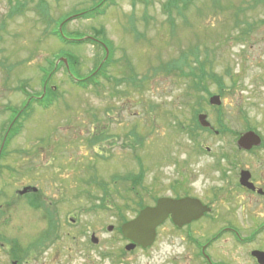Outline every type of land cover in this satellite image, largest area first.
Returning a JSON list of instances; mask_svg holds the SVG:
<instances>
[{"label": "rangeland", "instance_id": "obj_1", "mask_svg": "<svg viewBox=\"0 0 264 264\" xmlns=\"http://www.w3.org/2000/svg\"><path fill=\"white\" fill-rule=\"evenodd\" d=\"M38 1L27 0L24 12L3 21L0 124L6 127L12 116L9 107L45 91L37 66L51 54H63L73 77L95 79L81 86L62 69L54 71L52 103L34 102L5 146L0 264H201L189 239L220 231L225 207L230 217L238 215V194L212 200L215 210L187 228L166 219L145 248L126 250L128 241L118 230L139 211L138 200L152 205L157 197L186 193L213 198L211 189L221 185V152L233 139L218 133L222 124L236 130L252 125L264 135V0H186L182 15L166 11L167 0H45L50 8L44 16L35 9ZM95 5V15L69 20L65 30L75 40L103 29L99 35L111 45L109 56L103 60V47L89 42H69L59 53L65 47L46 33L47 20ZM194 47L195 58L188 54ZM196 57L204 63L202 84L189 74L194 66L198 71ZM174 59L178 66L165 69ZM212 95L219 96L218 105L209 103ZM199 114L210 130L201 127ZM139 173L135 187L115 178ZM101 180L110 192H103ZM24 185L37 187L53 206L52 234L39 249L31 243L46 234L48 220L31 201L37 202L35 196L17 193ZM223 246L216 241L218 257ZM228 246L236 263L237 248Z\"/></svg>", "mask_w": 264, "mask_h": 264}, {"label": "flooded vegetation", "instance_id": "obj_2", "mask_svg": "<svg viewBox=\"0 0 264 264\" xmlns=\"http://www.w3.org/2000/svg\"><path fill=\"white\" fill-rule=\"evenodd\" d=\"M64 4L66 5V3ZM64 4L60 3V7L64 6ZM48 7L50 8V6L45 4V0H39L35 5V9L38 11L37 14L39 13L40 16L46 15L45 13H47ZM90 8L76 11L74 14L80 15ZM26 9L27 0H0V41L3 37L2 33L5 31V24L3 21L12 20L16 15L24 12ZM69 15L68 9H65L56 19L50 18L45 24V31L48 33V36L55 37V40L60 42L61 47H65L64 49L61 48L59 53L64 52L67 48L69 35L67 30H65V24ZM94 31L92 34H87L89 37L86 39L98 43L104 48V44H106L105 39ZM59 42L57 43L58 45H60ZM32 52H34V50H32ZM62 56L63 54H51V57L45 58L43 65L37 66L41 73H43V76L39 78V80L42 86H45V91L43 92L41 89L39 97L34 94H29L24 100L23 106L19 108L14 106L9 107L8 105L3 106V110L5 107L7 110L8 107L11 109L9 111L12 112L13 117L7 125L6 131L3 122L0 124V132H2L0 137V162L4 158L3 150L6 144V132L14 128L19 132L20 118L28 112L29 107H31L34 102L37 103L41 100L42 102L39 104L44 107H48L52 103V97L55 96V94H52V89L54 88L49 83V79L51 74H53L52 70L54 65H56L55 72L62 69L68 75L69 62L68 60L65 62ZM7 68L10 69L9 67ZM49 69L51 70L50 72ZM47 95L49 97V102L46 101ZM220 134L223 136L231 135L233 139L228 142V145L223 148L221 152V157L219 159L223 161V165L216 169L221 185L220 187H213L211 189L213 198L210 197L209 200L206 201L199 196L187 193L178 195L175 198H196L202 205L208 207V211H205L200 216L202 218L215 210L212 200L229 201L230 196L238 194L237 209L239 213L234 216L231 212L232 216L230 217V215H228L230 212L228 208L225 207L223 212L226 213V216L223 217L222 214L225 224L220 228V231L215 235L203 239L191 237L189 243L195 249L194 255L202 261L201 264H264V135L259 132L256 127H252V125H244L242 129L236 130L229 126V124L221 125ZM1 170L2 166L0 164V174ZM24 188H27L26 191L21 193L20 191ZM17 193L20 194V196H35L37 202L40 203L36 208L41 210L43 218L48 220L46 234L37 237L31 243V247L36 245V249H39L45 244L44 242L47 240L46 237H48V234H52L51 227L55 223L51 221L53 220V206L48 204L47 201H44L38 188L33 185H24L21 189H17ZM200 217L192 220L186 226L184 225V227L187 228L191 226L190 224L196 223ZM218 234L221 236H217ZM219 239L224 241V246L222 252H219L220 256L218 257L213 249L216 245V241ZM228 241L232 246L237 248L236 263L233 261L235 259L229 254ZM139 247L140 246H135L132 249ZM16 252L17 254L20 253L18 249H16ZM119 262L120 259H117V264Z\"/></svg>", "mask_w": 264, "mask_h": 264}, {"label": "water", "instance_id": "obj_3", "mask_svg": "<svg viewBox=\"0 0 264 264\" xmlns=\"http://www.w3.org/2000/svg\"><path fill=\"white\" fill-rule=\"evenodd\" d=\"M209 101L212 104L218 105L220 98L218 95H212ZM198 119L201 125H210L205 115L199 114ZM26 189L24 188L20 192L23 193ZM205 211H208V208L202 205L196 198L184 197L174 199L171 197H160L156 200L155 205L140 209L134 218L121 224L122 235L131 241L126 245V249H132L135 245L143 247L151 245L155 239L157 226L168 216L176 226L181 227L199 218ZM111 229L112 225H109L108 230ZM92 240L97 241L93 235Z\"/></svg>", "mask_w": 264, "mask_h": 264}, {"label": "trees", "instance_id": "obj_4", "mask_svg": "<svg viewBox=\"0 0 264 264\" xmlns=\"http://www.w3.org/2000/svg\"><path fill=\"white\" fill-rule=\"evenodd\" d=\"M186 4H187V1H186V0H167V1L165 2V4H164V7H165V10L168 11V12H170V13H171L172 9L174 8V9L176 10V13H177L178 15H182V10L184 9V7H185ZM97 32L103 35V30H98ZM195 50H197V52H198L197 47H194V49H191V50L188 52V54L191 53V54L194 56V58H195V55L197 54V52H196ZM181 53H182V54H181V58H183V59H188V55L186 54V52L182 51ZM175 61H176V59H174V60H172V61H170V62L165 63V64H164V68L167 69V70L170 69V68H172V67L175 68L176 66H178V65L176 64ZM195 62L198 64V71L196 70L197 67L194 66V67L191 68L189 74L194 76L195 80H194L193 82H195V84H197L198 81H199V84H202V81L204 80V77L202 76V75H203L204 68H203V66H202L201 64H204V63H203L202 61H200L197 57H196V59H195ZM183 63H185V61H183ZM183 63H182V65H181V67H183ZM196 63H195V64H196ZM103 70H104V68H103V69L101 68V71H103ZM99 72H100V71H97L95 77H98ZM101 73H102V72H101ZM212 76H214L213 79L217 81L216 83H218L219 86L222 85L221 80H220V76H215V75H212ZM91 77H92V76H91ZM91 77H87V78H86V82L84 81L85 83H82V81H79L78 83H79L81 86H82V85H86L87 82L92 81V80L95 79V78H94V79L90 80ZM47 101H48V100H47ZM195 112H196V108L193 109V112H192V113L195 114ZM221 123H222V122H221ZM189 131L194 132V130H193L192 127L189 128ZM16 133H17V131L15 130V128H14L13 130H12V129L9 130V133H8V136H7V138H6L5 143H8V141H9L14 135H16ZM100 138H101V134L98 135V136H96V137L93 139V141L98 140V139H100ZM4 153H5V149H4ZM140 174H141V173H139V174L136 175L135 177H134L133 175H127V176H125V177L120 176V175H117V177H115V178H116L117 180H119V181H120V180H121V181L126 180L127 182H130V184L132 185V187H135V184H137V185H138V184H141V181H140L141 176H140ZM95 180H96V178L94 177V181H95ZM94 181H93V182H94ZM98 184H99V186L102 187L104 193H108V192H110V186H107V184H106L104 181L101 180L100 183H98ZM142 187H143V186H142ZM127 188H128V191L131 192V188H130V186H127ZM143 188H144V187H143ZM134 190H135V189H134ZM31 201L34 203V206H35V207H38V205H40V203H38V202H35V201H33V200H31ZM137 203L139 204V207H140V208L144 206V205L142 204L141 200H138ZM51 219H52V218H51ZM51 221L54 222V220H51ZM123 221H124V220H123ZM14 253L17 254L16 250H15Z\"/></svg>", "mask_w": 264, "mask_h": 264}]
</instances>
